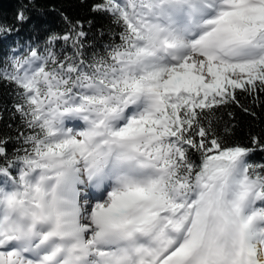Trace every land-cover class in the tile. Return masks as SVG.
Wrapping results in <instances>:
<instances>
[{"label": "snow or ice", "instance_id": "6c2138e0", "mask_svg": "<svg viewBox=\"0 0 264 264\" xmlns=\"http://www.w3.org/2000/svg\"><path fill=\"white\" fill-rule=\"evenodd\" d=\"M36 2L0 19V264H264V137L219 117L264 104V0H94V44L21 38Z\"/></svg>", "mask_w": 264, "mask_h": 264}, {"label": "trees", "instance_id": "16d2710c", "mask_svg": "<svg viewBox=\"0 0 264 264\" xmlns=\"http://www.w3.org/2000/svg\"><path fill=\"white\" fill-rule=\"evenodd\" d=\"M23 2L24 0H0V19L12 22ZM93 2L94 0H37L36 8L29 13L33 16L34 23L21 29V38L42 40L48 32H63L67 29V24L62 17L67 16L73 23L80 21L84 24L89 33V42L94 44L99 41L98 33L109 27V21L91 11ZM36 22L40 23L38 29ZM12 43L11 40L0 42V57L7 53ZM237 98L239 105L229 104L221 109L220 121L223 126L230 128L236 142L251 146V137H264V104L253 103L250 97L239 92ZM11 99L9 89L0 85V134L10 133L14 136L15 121L10 116ZM261 99L264 100V96ZM10 124L11 128L8 127ZM250 160L254 164L264 163V151L253 152Z\"/></svg>", "mask_w": 264, "mask_h": 264}]
</instances>
